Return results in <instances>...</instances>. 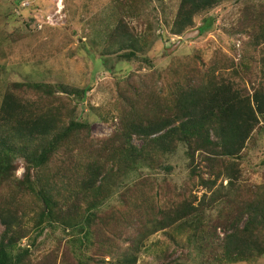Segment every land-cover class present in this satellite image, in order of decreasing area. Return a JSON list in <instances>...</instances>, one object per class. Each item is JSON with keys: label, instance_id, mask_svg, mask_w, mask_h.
Instances as JSON below:
<instances>
[{"label": "trees", "instance_id": "obj_1", "mask_svg": "<svg viewBox=\"0 0 264 264\" xmlns=\"http://www.w3.org/2000/svg\"><path fill=\"white\" fill-rule=\"evenodd\" d=\"M120 1H115L119 20L108 42L117 43L114 52L129 61L145 52L144 40L151 38L130 25L143 18L136 4L145 0ZM222 1L178 0L170 32L185 33L196 16ZM252 8L242 69L233 72L242 77L256 67L258 80L251 81L250 91L242 81L220 74L222 68L216 64L197 70L199 76L192 74L194 68L185 69L186 80L168 87L163 106L155 94L139 107H127L138 96L137 85L129 83L132 96L121 95L120 133L108 144H94L89 125L77 119L73 108L70 112L52 105L54 93L81 102L91 87L42 82H13L7 87L0 104V264H33L31 247L47 231L62 234L58 245L68 241L70 255L63 253L61 264H100L103 260L90 253L105 244L103 252L118 253L116 264H136L145 240L173 226L172 238L191 231L184 244L197 264L252 263L264 256V184L250 189L236 185L247 142L264 121V4ZM204 27L199 28L201 34L208 25ZM139 91V96L144 94ZM26 93L38 99L29 102ZM69 112L65 122L63 115ZM135 137L143 140L141 147L133 145ZM177 143L187 146L190 165L199 151L220 167L212 163L209 174L215 178H204L194 166L186 187L176 189V197L166 201L161 197L163 181L155 183L149 175L173 170L163 159ZM108 149L111 152L104 156ZM21 165L24 171L18 177ZM116 171L126 177L136 171V178L125 182L119 205L106 209ZM196 177L209 195L204 192L198 198L188 189ZM221 177L227 178L225 192L214 189ZM219 227L223 237L216 242L209 230ZM117 231L128 239L121 248L108 243V232ZM24 238L28 243L22 246Z\"/></svg>", "mask_w": 264, "mask_h": 264}, {"label": "rangeland", "instance_id": "obj_2", "mask_svg": "<svg viewBox=\"0 0 264 264\" xmlns=\"http://www.w3.org/2000/svg\"><path fill=\"white\" fill-rule=\"evenodd\" d=\"M115 1L120 0H0V104L7 87L13 82L91 87L81 102L59 92L50 97L53 106H64L70 112L73 108L77 119L87 122L91 138L98 145L102 142L108 144L113 136L120 133L121 95L132 96L131 90L127 89L129 83L137 85L138 96L127 107H139L144 99L155 94L158 96L156 101L159 100L163 106L168 87L176 82L182 84L186 80L184 70L189 68H194L196 71L193 70L192 74L199 76L197 70L219 65L222 68L220 74L242 81L249 91L252 89L251 81L258 80L256 67L250 73H242L245 74L242 77H234L233 72L242 69L243 46L248 40L249 20L254 12L252 4L260 7L264 0H223L208 12L196 16L188 31L205 28V25L208 29L202 34L200 30L194 38L181 40L178 46L177 42L184 33L178 36L170 32L178 0L138 3L136 5L143 18L131 20L130 25L138 33L147 32L151 41L145 39V52L138 53L129 61L120 58L119 52H114L117 43L108 42L109 33L119 20V7ZM147 60L151 65H147ZM139 90H144V94L139 96ZM25 98L29 102L38 99L34 93H26ZM154 108L151 105V110ZM70 112L63 115L65 122H68ZM260 125L263 128L252 134L242 155L241 177L236 183L238 188L250 189L264 184V121ZM142 143L143 140L133 138L134 146L141 147ZM186 150L185 144L177 143L176 148L163 159L173 166V170L170 173L155 170L149 175L155 183L163 181L162 200L176 197L174 191L185 186L194 166L200 169L199 175L204 178H215L214 173L209 174L213 162L202 158L203 154L198 151L190 165ZM109 152L110 149L104 156ZM151 157L162 160L154 154ZM215 163L212 165L216 169L220 167ZM23 171L21 165L17 176L21 177ZM136 173L133 171L126 177L119 171L115 172L114 192L105 204L106 209L119 205L125 182L134 180ZM198 178L187 186L188 189L198 198L204 192L209 195L210 192L197 184ZM228 188L227 178L221 177L214 189L225 192ZM222 194L221 199L225 197ZM174 227L149 236L136 264H197L192 251L184 244L191 231L186 230L172 238ZM209 231L216 242L223 237L220 227ZM108 233L109 245L116 248L123 247L128 240L122 232ZM61 236L60 232H45L31 247L32 263L50 264V261H55L61 264L63 253L70 255L68 241L57 243ZM27 243V238L20 242L22 246ZM105 248L106 244L98 249L100 251L90 254L102 259L100 264H116L118 253H112L111 249L110 254L103 252ZM237 264H264V256L252 263Z\"/></svg>", "mask_w": 264, "mask_h": 264}, {"label": "water", "instance_id": "obj_3", "mask_svg": "<svg viewBox=\"0 0 264 264\" xmlns=\"http://www.w3.org/2000/svg\"><path fill=\"white\" fill-rule=\"evenodd\" d=\"M198 34H200V29H196L194 31H187L184 33V35L182 36V38H180V40L177 42V46L181 43V40H187L190 38H194L196 37Z\"/></svg>", "mask_w": 264, "mask_h": 264}]
</instances>
